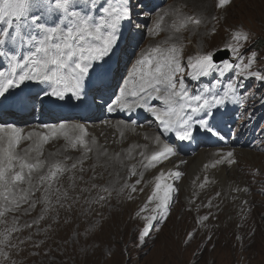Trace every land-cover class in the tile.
Instances as JSON below:
<instances>
[{"label":"snow or ice","instance_id":"obj_1","mask_svg":"<svg viewBox=\"0 0 264 264\" xmlns=\"http://www.w3.org/2000/svg\"><path fill=\"white\" fill-rule=\"evenodd\" d=\"M230 3L231 0H219L220 7ZM168 15L167 10L158 14L157 23L150 35L155 37L165 30L163 24ZM131 19V0H0V61L7 64L6 68L0 70V106L10 96L13 97L14 107L27 109L35 108L37 104L40 107H76L86 105L90 95L93 99L99 97L102 100L107 95L103 107L109 112H134L142 109L159 121L164 133L174 132L180 141H191L194 130L202 129L219 136L214 124L217 113L225 115L228 102L244 103L237 95V89L243 88L244 84L229 79L222 94H209L207 84L200 93L193 94L186 76L198 81L217 74L213 88H219L220 78L233 70L234 79L238 82L245 78L264 82V69H253L257 53L252 51L245 58L242 52L244 42L249 39L248 35L237 30L232 35V42L226 44L223 50L188 56L186 60L182 49L172 43L173 38L166 37L164 43L141 50L127 75L121 77L122 84L114 85L109 61L123 38L124 25L131 23ZM196 23L199 24V21ZM221 51L224 52L223 56ZM229 55L232 59L228 58ZM25 82H35L37 86L45 87H41L35 94L25 93L21 87ZM130 84L131 88L128 87ZM240 96L247 98L246 93H240ZM128 97L134 99L129 101ZM154 101L160 102L162 107L153 106L151 102ZM128 119L131 120V117ZM41 127L53 130L54 136L57 127L64 130L67 125L45 124ZM73 128L85 131L83 124L73 125ZM22 133L23 129L12 123H0V196L17 206L14 190L19 189L23 193L19 202H27L29 192L32 189L39 190L33 184V174L43 169L46 163L40 158L42 151L38 141L27 148L18 149L23 140H32L36 135L34 132L26 135ZM47 139V136H43V140ZM79 142L84 145L86 152L90 150L82 136ZM71 146L75 148L77 145L72 143ZM171 155H175L174 148L165 145L162 151L150 157V161L162 162ZM233 156L234 153L228 151L226 161L218 159L212 167L225 162L234 164ZM63 171L64 166L55 162L48 168L46 175H39V183L47 184L46 192L52 187V181ZM168 176L172 180H179L182 173L169 172ZM163 181L165 173L161 172L148 198L149 201H158L154 212L159 210V214L147 217L137 238L140 244L146 242L154 221L167 218L171 193L176 189ZM23 183H27L29 188H20ZM9 195H13L12 200H9ZM43 202L47 209L48 195L44 196ZM207 218L205 216L203 219ZM8 241L9 235L3 234L0 244Z\"/></svg>","mask_w":264,"mask_h":264},{"label":"rangeland","instance_id":"obj_2","mask_svg":"<svg viewBox=\"0 0 264 264\" xmlns=\"http://www.w3.org/2000/svg\"><path fill=\"white\" fill-rule=\"evenodd\" d=\"M202 1L199 4L198 0H163L152 8L146 0H132L131 23L124 25V30L128 28V40L121 57L130 52L137 54L172 37V43L182 49L186 60L188 56L223 50L232 42L233 33L240 30L249 37L242 49L245 58L255 51L253 69H264V0H231L225 7L219 6V0H204L203 4ZM162 10L169 12L163 24L165 30L153 37L150 31ZM185 79L188 85L192 84L190 77ZM226 82L221 81L216 91L220 92ZM254 88L255 83L249 91L253 92ZM254 103L249 102L242 109L246 115H256ZM263 125L264 120L258 127ZM233 128L229 137L237 138L240 144L235 143L229 149L237 151L233 157L235 170L248 189L242 195L236 194L235 199L234 192L221 185L215 195L196 197L186 188L184 178L188 174H183L171 193L167 218L154 221L146 242L140 244L137 238L147 217L150 213L159 214V210L154 212L153 201L143 207L157 181L145 179L135 185L138 175L131 169L122 182L123 187L118 188L111 186L112 179L102 172L98 176L102 179L99 187L105 191L104 199L94 204L98 205L96 211L99 210L95 219L101 215L108 219L103 226L93 225L82 212L41 213L27 209L3 213L0 233L9 235L5 247L11 250L16 242L23 251L27 249L31 256L26 261L29 264H264V149L245 144L250 131L240 121L234 120ZM235 170L230 168L225 174L242 185ZM156 171L157 167L153 168V176ZM104 178L109 185L103 184ZM128 199L134 201V207L123 212ZM112 214H115L113 218ZM38 240V246L29 248L30 243L36 244ZM0 259L7 260L1 264H17L1 251Z\"/></svg>","mask_w":264,"mask_h":264},{"label":"bare ground","instance_id":"obj_3","mask_svg":"<svg viewBox=\"0 0 264 264\" xmlns=\"http://www.w3.org/2000/svg\"><path fill=\"white\" fill-rule=\"evenodd\" d=\"M203 1L201 2L202 4ZM115 56L116 54L113 55L112 58ZM138 57L136 53L132 54L128 62L123 66L122 70H124L122 73L118 75L116 72L114 80L112 81L114 85L118 83L122 84L121 77L127 75V71L133 66ZM6 67V64L3 63L0 65V70ZM35 84V82H25V85L21 87L22 90L25 91L26 88H32ZM128 87L131 88L132 85L130 84ZM107 99V95L103 100L99 98L100 108L97 109V112L94 113L93 116H84L81 118L74 115L64 117L61 114L55 116L51 114L48 121L41 123L29 114L23 116L24 118L17 117L13 118L12 121L4 122L20 126V128L23 129L22 135L34 132L36 135L33 136V139L23 140L18 146V149L27 148L30 144H33L34 141H38L42 151V156L40 158L46 163L43 169L33 174V184L36 185L39 190L32 189L29 192L27 202H19V197L22 196L23 193H20L19 189H15L14 195L17 197L18 206L17 204L6 202L3 197L0 196V212L12 214L27 209L32 212L41 213L47 211L82 212L89 218L90 223L95 226H103V222L108 220L107 218L101 215L98 220L95 219V213L99 212V210L96 211L98 205L94 204V202L100 204L102 201L100 197H103L105 193L104 189L99 187L102 179L99 178L98 174H107L112 179L111 186L122 188V182L131 169L135 170L138 175L137 179L140 181V183L135 185L142 184L145 179H155L157 181V177L163 172L165 173V181L162 183L166 182L172 184L174 188H176L180 179L172 180L169 178L168 173L180 171L182 176L183 174H188V177L184 178L186 188L196 197H210L211 195H215L217 193L216 188L220 185L234 192L233 199L236 198V194H243L246 188L244 179L235 170L234 164H227L225 162L212 167L218 159L223 158L226 161V153L228 151H232L234 156L237 153L236 150L229 149V144L225 145L224 141L219 138V136L206 133L202 129L198 131L194 130L193 139L191 141L183 142L182 147L176 142L171 146V142L176 140L174 132H170L171 134L169 135L168 133H164L162 126L159 125V121L151 120L146 116V112L143 113L146 122H143L141 118L136 121L124 119L117 115H108L103 109L104 101ZM127 99L131 101L134 98L128 97ZM152 104L153 106L162 107L160 102H153ZM232 109L233 108H231V111ZM133 121H135V123H133ZM60 123H65L67 127L64 130H60L57 127L54 136L52 135L53 130L41 127L45 124L58 126ZM225 123H227V119L224 117L214 121L216 130L220 129L219 126ZM76 124H83L85 126V131L81 132L79 129H74L73 125ZM219 131L224 135V130ZM197 135H202L203 138L210 141L209 144H205L208 148L198 145V143L203 142V139L194 145V137ZM43 136H47L48 139L46 141L43 140ZM81 136L85 140L88 149H90L87 152L85 151L84 145L79 142V137ZM72 143H76L77 146L73 148L71 146ZM165 145L173 147L175 155L169 156L162 162H151L150 157L155 152L162 151ZM201 150H203V152ZM246 152L247 151H245V153ZM55 162H60L64 166L65 171L58 174L57 179L52 181V187L46 192V182L43 184L39 183L38 177L39 175H46L48 168ZM73 164L76 165L75 168L72 167ZM156 167L157 171L153 176V168ZM230 168H233L239 175L240 180L243 182L242 185L231 180V178L225 174ZM118 178H121V182L118 181ZM103 184L109 185V182L104 178ZM92 185H96L95 188H98L96 192ZM20 188L27 189L29 185L23 183L20 185ZM45 195L49 197V206L47 209L43 202ZM12 199L13 195H9V200ZM157 202L158 201L153 200V205H156ZM33 203L35 204L34 207L31 206ZM148 203L149 199H146L143 207L147 206ZM134 204L132 199L126 200L123 205V212L130 211L134 207ZM115 213H117V211H115ZM153 214L158 215V213H150L149 215L151 216ZM112 215L111 217L113 218L115 214ZM128 224L129 222L126 221V225ZM2 238L3 236L0 233V239ZM52 239H54V235ZM38 244L39 240L36 244L30 243L29 248L35 245L38 246ZM45 244L46 242H44L42 246ZM5 245L6 243L0 244L1 252L7 253L9 258L17 261V264H29L26 261L30 260L31 256L27 254V249L23 251L16 242L11 245L13 247L11 250H7ZM5 262H7V260L1 261L0 259V264Z\"/></svg>","mask_w":264,"mask_h":264},{"label":"water","instance_id":"obj_4","mask_svg":"<svg viewBox=\"0 0 264 264\" xmlns=\"http://www.w3.org/2000/svg\"><path fill=\"white\" fill-rule=\"evenodd\" d=\"M223 55H224V53H222ZM223 55H221V56H223Z\"/></svg>","mask_w":264,"mask_h":264}]
</instances>
